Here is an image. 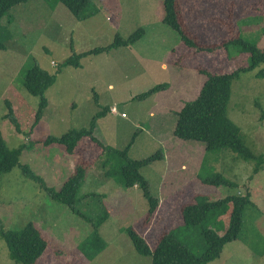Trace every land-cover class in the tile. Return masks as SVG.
<instances>
[{"label":"rangeland","instance_id":"1","mask_svg":"<svg viewBox=\"0 0 264 264\" xmlns=\"http://www.w3.org/2000/svg\"><path fill=\"white\" fill-rule=\"evenodd\" d=\"M53 1L18 4L9 11L11 21L7 17L0 21L9 36L0 50V133L9 149L23 148L20 165L49 188L60 189L76 165L85 168L79 189L83 198L76 208L96 218L109 202L108 219L98 229L105 248L90 260L91 248L83 246L92 233L90 223L51 200L19 167L0 180L4 230L18 231L29 222L34 225L47 243L35 264H150L149 257L134 250L124 229L132 228L144 237L150 249L163 233L174 230L185 247L201 256L206 248L201 228L179 227L181 205L192 203L196 196L216 201L249 192L254 206L242 214L238 240L226 244L219 258L208 264H264V163L254 174V162H244L228 150L214 152L208 156L203 175L219 173L234 185L202 184L196 175L205 156L204 144L180 140L172 132L175 114L197 97L206 79L202 71L230 74L248 66V54L240 52L233 39L264 48V0H178L179 23L200 49L185 46L162 23L163 0H88L80 18ZM139 28L144 35L131 47L87 56L78 69L61 67L72 53L106 47L115 34L127 38ZM33 64L49 74L61 70L44 94L46 110L31 129L39 98L26 92L22 80ZM159 84L168 87L145 100L135 98ZM8 104L18 131L5 118ZM103 109L106 113L97 121L93 135L104 146L122 150L138 131L128 152L130 159L141 160L162 151V160L140 170L152 197H164L156 217L153 213L147 218L149 206L138 188H124L107 175L122 162L104 164L101 148L88 138L79 142L72 155L62 146L41 143L48 136L88 128L92 117ZM226 117L239 129L242 143L255 156L264 155V63L232 80ZM160 174L166 175L167 183L174 180L169 182L173 185L170 191L157 187ZM230 211V204L212 210L203 227L223 235ZM0 264H17L9 259L1 238Z\"/></svg>","mask_w":264,"mask_h":264},{"label":"trees","instance_id":"2","mask_svg":"<svg viewBox=\"0 0 264 264\" xmlns=\"http://www.w3.org/2000/svg\"><path fill=\"white\" fill-rule=\"evenodd\" d=\"M27 1L30 0H0V21L3 17H7L8 22L11 21L9 16L10 9ZM177 1L178 0H163L164 16L162 18V23L176 32L185 46L200 49L187 36L179 23L176 8ZM58 2L62 3L77 18L82 16V13L89 5L88 0L53 1V3ZM143 35L144 30L142 28L137 29L127 38H122L117 33L108 46L94 48L79 54L72 53L62 62L61 67L78 69L81 67V59L121 47H131L139 41ZM8 37L6 27L0 25V50H4V42L9 40ZM232 42L238 47L240 52L248 54V66L240 68L230 74L210 75L202 71L201 74H204L206 79L197 97L190 102H186L181 110L175 114L176 122L173 129V136L183 141H197L204 144L205 156L200 164V172L199 174L197 173L196 176L202 184L209 186L233 187L234 185L219 173L203 175L202 172L206 167L208 156L214 152L228 150L237 154L238 158L244 162H254V174L258 173L264 163V155L255 156L242 143L239 129L226 117V107L230 98L232 80L237 78L240 72L252 71L259 64L264 63V48L260 50L251 43L240 38L233 39ZM209 49L207 48V50ZM60 70L61 69H58L55 74H49L37 64H33L23 77L22 86L26 92L33 97L39 98L31 129L38 124L47 107L48 103L44 94L54 84L56 74L59 73ZM167 87L166 84L153 86L135 98L145 100L158 92L166 90ZM8 107L9 111L5 115V118L9 119L18 131L17 119L13 116L9 104ZM105 113L106 109L97 112L92 117L89 127L86 129L70 130L60 137L48 136L41 143L44 146H62L67 154L72 155L79 142L84 138H88L96 147L101 148L102 155H104V164H108L112 161H115V163L122 162L117 170L111 171L107 173V175L111 177L114 176L115 181L124 188L129 189L136 187L141 191L143 198L147 201L149 206L147 213V218L149 219L156 211L158 201L156 198L152 197L148 182L141 175L140 170L162 160V151L158 150L156 153L141 160L130 159L128 157V152L135 142L138 131L133 134L129 143L122 150L104 146L93 134L97 121L104 118ZM22 150V147L9 149L0 133V180L4 174L10 172L15 167H19L22 174L37 183L51 200L67 206L73 214L77 215L83 221L90 223L92 233L84 242L83 246L91 248V252L88 255L90 260L96 257L105 248L103 241L98 235V229L108 219V213L106 209L103 208L96 218H90L77 210L76 204L83 198L79 197V189L85 178V168L80 164L76 165L73 173L64 181L60 189L55 190L47 187L43 180L36 176L27 166L20 165L19 157ZM225 204L231 205L229 224L225 233L219 236L214 231L204 228L203 223L212 210L218 209ZM252 206H254V204L250 201L249 192L244 196L228 195L216 201H210L203 196H196L192 203L181 205L180 217L182 219V224L179 227L201 228L200 234L206 245L201 256H195L185 247L175 237L174 230L163 233L152 249L148 247L144 237L140 236L132 228H126L124 232L131 241L134 250L139 255L151 259L150 264H208L219 258L226 244L238 240L242 227V214L247 208ZM0 238L7 247L9 259L17 264H35L42 256L47 245L39 231L30 222L18 231H10L4 230L0 220Z\"/></svg>","mask_w":264,"mask_h":264},{"label":"crops","instance_id":"3","mask_svg":"<svg viewBox=\"0 0 264 264\" xmlns=\"http://www.w3.org/2000/svg\"><path fill=\"white\" fill-rule=\"evenodd\" d=\"M47 108V107H46ZM46 110V109H45ZM174 126H175V124H174ZM96 128H97V126L95 127V130H94V132L96 131ZM173 129H174V127H173ZM172 132H173V130H172ZM177 144V143H176ZM133 147V146H132ZM175 147H177V145H175ZM132 148H130V150H131ZM188 149V147H184L183 148V150L185 151V150H187ZM169 170V169H168ZM166 177V175H164V174H160V176H159V178L161 179L160 181H159V183H158V185H157V187L159 188V190H163L164 188L165 189H169V191L172 189V187H173V185L171 186V184L169 183V182H172L173 183V181L174 180H169V182L167 183L166 181H167V177ZM163 178H165L164 180H163ZM134 188H136V187H134ZM154 198H156L157 199V201H158V207H157V209H156V211L154 212L155 213V217H156V215H157V213L159 212V210H160V208H161V206H162V200L161 199H164V197H160L158 194L156 195V196H154ZM103 200H104V202L106 201L105 199H104V197L102 198ZM105 205V204H104ZM108 206H109V202L107 203V206L105 205V209H107L108 208ZM165 210H166V208H164ZM168 211V210H167ZM164 219H166V218H164ZM141 222H142V220H141ZM154 221H152L150 224H151V226L152 227H154L155 225H154ZM149 224V225H150Z\"/></svg>","mask_w":264,"mask_h":264},{"label":"built area","instance_id":"4","mask_svg":"<svg viewBox=\"0 0 264 264\" xmlns=\"http://www.w3.org/2000/svg\"><path fill=\"white\" fill-rule=\"evenodd\" d=\"M110 112H111V113H114L115 111H114V109H111ZM122 116H123V115H122Z\"/></svg>","mask_w":264,"mask_h":264}]
</instances>
